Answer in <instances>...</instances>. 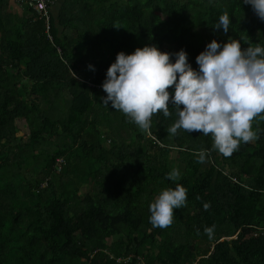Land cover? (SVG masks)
Returning a JSON list of instances; mask_svg holds the SVG:
<instances>
[{
	"label": "trees",
	"instance_id": "obj_1",
	"mask_svg": "<svg viewBox=\"0 0 264 264\" xmlns=\"http://www.w3.org/2000/svg\"><path fill=\"white\" fill-rule=\"evenodd\" d=\"M8 2L0 0V264H264V119L252 122L259 138L225 158L211 135L167 133L178 118L171 101L172 115H153L150 132L102 103L120 52L155 46L174 63L184 50L198 71L213 40L264 48L251 5L58 0L48 41L42 20ZM224 11L227 33L213 29ZM173 169L179 178L166 179ZM177 184L186 207L154 228L150 204Z\"/></svg>",
	"mask_w": 264,
	"mask_h": 264
},
{
	"label": "clouds",
	"instance_id": "obj_2",
	"mask_svg": "<svg viewBox=\"0 0 264 264\" xmlns=\"http://www.w3.org/2000/svg\"><path fill=\"white\" fill-rule=\"evenodd\" d=\"M243 2L264 21V0ZM230 23L224 11L213 29L227 33ZM171 55L155 46L137 48L129 55L120 52L102 84L107 94L102 103L107 106L111 102L112 108L130 123L150 132L153 115H172L171 101L178 118L167 133L175 136L183 130L211 135L213 149L225 158L231 157L241 142L259 138L252 130V122L258 116L264 119V48L257 45L242 50L239 40L223 46L213 40L196 57L198 71L192 69L184 50L174 54V63ZM173 87L174 94L168 91ZM205 156L206 152L201 151L197 162H205ZM178 178L176 169L166 176L171 181ZM186 201L187 190L180 184L163 190L149 206V222L154 228L170 227L174 209L186 207ZM203 207L207 211L211 205L204 203ZM214 228L206 227L205 234L211 237Z\"/></svg>",
	"mask_w": 264,
	"mask_h": 264
},
{
	"label": "built area",
	"instance_id": "obj_3",
	"mask_svg": "<svg viewBox=\"0 0 264 264\" xmlns=\"http://www.w3.org/2000/svg\"><path fill=\"white\" fill-rule=\"evenodd\" d=\"M57 1L58 0H14V4L20 10L29 9L36 15L37 20H42L46 38L48 41H51L48 34L49 12L56 5ZM118 260L119 259H117V261Z\"/></svg>",
	"mask_w": 264,
	"mask_h": 264
},
{
	"label": "rangeland",
	"instance_id": "obj_4",
	"mask_svg": "<svg viewBox=\"0 0 264 264\" xmlns=\"http://www.w3.org/2000/svg\"><path fill=\"white\" fill-rule=\"evenodd\" d=\"M16 127L18 128L19 133H22V134L24 133V135L27 134L25 127L21 123H17ZM83 192H84V189L79 190V194H82Z\"/></svg>",
	"mask_w": 264,
	"mask_h": 264
},
{
	"label": "crops",
	"instance_id": "obj_5",
	"mask_svg": "<svg viewBox=\"0 0 264 264\" xmlns=\"http://www.w3.org/2000/svg\"><path fill=\"white\" fill-rule=\"evenodd\" d=\"M8 5H9V6H8L9 10H11V11H15V12H17V13H20V12H21V10L18 9V8L15 6V4H14V0H9Z\"/></svg>",
	"mask_w": 264,
	"mask_h": 264
}]
</instances>
